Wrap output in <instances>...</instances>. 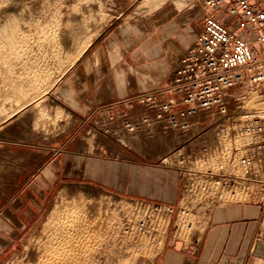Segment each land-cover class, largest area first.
<instances>
[{"label":"rangeland","instance_id":"374dc122","mask_svg":"<svg viewBox=\"0 0 264 264\" xmlns=\"http://www.w3.org/2000/svg\"><path fill=\"white\" fill-rule=\"evenodd\" d=\"M143 1L0 0V13L11 10L14 14L11 13L9 16H14L19 10H24L27 12L26 21L34 20L46 36L52 37L54 35L52 33L56 31L55 34L74 32L75 41L80 43L78 51L57 67L56 77L47 78L42 93L38 92L31 97L32 100H29L32 102L38 99V95L39 98L46 95L39 106L20 116L15 111L12 112L13 114L11 111L0 112V121L4 119L3 129L0 131V264H31L32 257L38 259L44 256L48 259L63 252L65 248L54 247L52 238L45 235L52 215L51 210L59 206L61 201L53 198L60 187H64L68 195L71 194L89 205L100 207L101 211L112 216L116 214L115 217H118L120 224L123 218L139 224V227L144 225V235L148 238L147 249L159 245L157 249H151L152 254L149 256L138 249H134V254L131 252L133 255L130 256L127 252H123V249L132 248L134 243L126 239H114V241L109 232H102L99 235L100 239L99 236L97 237L98 245L87 247L88 254L95 247L98 248H95L94 253L91 252L93 255L90 254L88 258L87 262L91 261V263L86 262V264H149L161 250L164 235L174 219L176 224L184 220L186 222L197 220L202 216L201 207L213 206L223 201L221 197L226 199L234 196L219 195L218 190L224 186L225 180L196 175L210 174L204 171L206 165L204 163L192 164L193 168L189 167L192 169L189 173L193 172L192 174L182 176L178 172L182 151H173L174 154L165 156L172 153L176 145V137L173 140L168 135L157 133L153 140L140 143L137 132H130L129 137L122 133L121 139L117 136L111 137L110 134L101 135L100 117L94 118L92 115L87 120H82L68 110L57 97L61 89V81L84 57L85 52L98 43L100 37L116 23L126 18L130 19L134 13L139 12V6ZM250 96L260 97L254 93ZM247 98L241 105L243 110H259L264 107L263 104L258 105V108L251 105L244 106ZM1 102L0 108L3 107ZM123 139L125 141L121 143L120 140ZM237 145L236 140L231 142L223 140L226 149L222 150L220 157L218 154L211 157L209 167L217 173L223 171L231 174L237 165V156L232 153L231 148H236ZM41 152L45 153L43 157L40 155ZM164 156V159L155 161ZM99 157L115 161L124 160V162L136 161L145 168L149 165L161 166L164 170L172 171L179 179L178 192L185 194L176 217L172 208L166 206L170 209V211L167 209L170 216L167 226L163 228V224L160 223V219L163 218L160 215L162 202L134 198L146 202L147 206L144 208L146 213H144L137 210L132 201L133 195L117 191L115 186L102 187L87 182L82 178V164L90 158ZM220 160L223 169H219L217 164ZM209 172L214 174L211 170ZM203 186H208L210 191L202 193L200 190ZM70 248L75 250L81 247L77 245ZM91 257L94 258L91 260Z\"/></svg>","mask_w":264,"mask_h":264},{"label":"crops","instance_id":"0c3cea01","mask_svg":"<svg viewBox=\"0 0 264 264\" xmlns=\"http://www.w3.org/2000/svg\"><path fill=\"white\" fill-rule=\"evenodd\" d=\"M139 9L104 33L61 81L57 97L78 118L128 111L143 92L166 87L180 50L193 43L207 12L200 0H144ZM148 167L99 157L81 168L87 182L162 202L176 217L185 195L178 192L179 179L161 166ZM220 199L200 206L197 220L170 222L149 264H264V186L255 183Z\"/></svg>","mask_w":264,"mask_h":264},{"label":"built area","instance_id":"2783aa9c","mask_svg":"<svg viewBox=\"0 0 264 264\" xmlns=\"http://www.w3.org/2000/svg\"><path fill=\"white\" fill-rule=\"evenodd\" d=\"M200 2L207 12L193 43L180 50L166 87L143 92L128 111H102L99 132L111 137L117 133L120 139L122 133L129 137L137 132L140 143L157 133L177 137L165 156L182 151L178 172L192 174L184 169L204 163V171L214 174L196 175L225 180L219 195H234L255 183L264 186V107L248 111L241 106L252 93L264 97V0ZM223 140L238 143L231 148L237 156L231 174L209 167L211 157L226 149ZM217 164L223 169L221 160Z\"/></svg>","mask_w":264,"mask_h":264},{"label":"bare ground","instance_id":"6f19581e","mask_svg":"<svg viewBox=\"0 0 264 264\" xmlns=\"http://www.w3.org/2000/svg\"><path fill=\"white\" fill-rule=\"evenodd\" d=\"M10 11H2L0 13V101L3 102V107L0 108V112L8 113L11 111L12 113L15 111L20 116L26 114V112L33 111L35 107L39 106L38 104L46 95H43V97L40 96V98L38 95V99L36 95V100L32 102L29 100L31 97H34L33 95L43 91L47 78L56 75L57 67L78 51L80 43L75 41L74 32H71V34H55L57 33L56 31L52 33L54 34L52 37L51 35L46 36L43 33V29L39 28L34 20L26 21L27 12L19 10L18 14L16 13L17 15L9 16V14L13 13ZM174 47V43H171L170 48ZM260 104L264 105V97L250 96L244 102V106L251 105L255 108H258ZM19 106L21 107L19 108ZM16 108L19 109L15 110ZM2 122L0 123V131L3 129ZM116 134H114V137ZM44 154V152L40 153L42 157ZM178 163L180 165V162ZM184 170L186 172L192 171L191 168H185ZM205 172L210 173L209 176L212 175L209 171ZM53 198L54 200L61 199V201L59 206H55L51 210L52 215L45 235L46 237L49 236L52 238L54 247L58 246L57 248L59 249H62V247L65 249L61 254L53 258L45 259L43 256L42 258L36 259L32 257L31 264H86L90 254L94 253L93 250L98 247H95L91 251L92 253L90 252L89 254L86 249L87 247L98 245L99 241L97 237L102 232H109L113 240L126 239L134 243L132 248H124L122 245V248H124L123 252H127L130 256L134 254V249H138L140 252L149 256L152 254L151 249L155 250L159 247L156 244L151 249H147L148 238L144 235V225L139 227V224L132 223L130 219L125 220L123 218L120 224L118 217H115L116 214L112 216V214L110 215L105 211H101L100 207L94 204L89 205L71 194L68 195L64 187H60L55 192ZM132 201H134L137 210L146 213L144 209L147 206L146 202L134 198H132ZM160 209H162L160 215L163 217L160 219V223L165 228L170 215L164 207ZM114 219L115 222H113ZM128 241L126 242L128 243ZM77 245H80L81 248H75V250L70 248ZM95 253H97L96 250ZM113 256L115 255L113 254ZM92 258L94 257H91V260ZM89 262L91 263V261Z\"/></svg>","mask_w":264,"mask_h":264}]
</instances>
